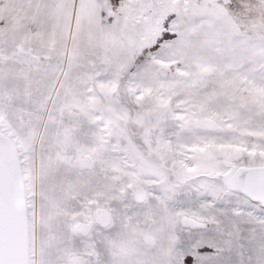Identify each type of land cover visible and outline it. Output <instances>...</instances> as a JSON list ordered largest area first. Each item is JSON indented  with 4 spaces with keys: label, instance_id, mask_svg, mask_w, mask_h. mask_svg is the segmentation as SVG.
<instances>
[{
    "label": "snow or ice",
    "instance_id": "snow-or-ice-1",
    "mask_svg": "<svg viewBox=\"0 0 264 264\" xmlns=\"http://www.w3.org/2000/svg\"><path fill=\"white\" fill-rule=\"evenodd\" d=\"M0 264H264V0H0Z\"/></svg>",
    "mask_w": 264,
    "mask_h": 264
}]
</instances>
